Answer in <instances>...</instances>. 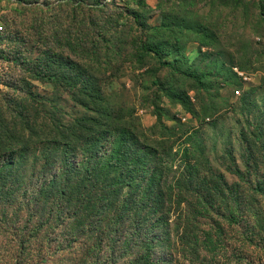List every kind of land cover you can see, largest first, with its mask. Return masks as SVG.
I'll return each instance as SVG.
<instances>
[{"label":"rangeland","instance_id":"374dc122","mask_svg":"<svg viewBox=\"0 0 264 264\" xmlns=\"http://www.w3.org/2000/svg\"><path fill=\"white\" fill-rule=\"evenodd\" d=\"M100 9L126 23L105 27L96 19L98 26H91L85 14L96 16ZM92 29L106 32L105 38L100 35V42ZM19 51L57 76L48 85L34 83L41 95L59 96L52 111L47 105L39 116L64 114L72 121L95 115L87 107L90 92L103 99L96 105L98 113L103 109L113 122L126 123L136 106L141 124L149 128L158 121L150 103L161 101L167 126L200 129L211 166L229 183L238 181L233 173L238 168L251 172L253 180L261 175L264 0H0V99L20 69L14 60ZM161 88L185 92L196 110L203 103L218 110L205 120L202 115L192 118ZM21 102L37 121L36 106L27 98ZM25 136L29 145L14 172L0 177L12 185L11 193L0 194V264H93L94 238L106 223L91 229L92 212L76 218L66 197L53 209L55 192L39 188V170L50 161L52 146L34 141L30 133ZM261 222L264 229V218ZM171 230L182 233L185 228L181 224Z\"/></svg>","mask_w":264,"mask_h":264},{"label":"trees","instance_id":"16d2710c","mask_svg":"<svg viewBox=\"0 0 264 264\" xmlns=\"http://www.w3.org/2000/svg\"><path fill=\"white\" fill-rule=\"evenodd\" d=\"M100 12L96 16L87 12L86 21L93 27L98 26L96 19L105 27L126 23ZM91 31L99 34L100 42V35L105 38L101 29ZM143 48L151 52L146 43ZM14 60L20 69L5 84L7 91L0 99V177L14 172L29 145L25 135L30 133L43 145L50 143V161L39 170V188L55 192L53 209L66 197L73 202L69 211L76 218L92 212L91 229L106 223L94 238L93 264H264V168L256 180L238 168L233 171L238 181L229 183L211 166L200 129L181 123L167 126L165 104L157 100L150 106L158 121L149 128L141 124L136 106L126 123L113 122L103 109L98 113L96 105L103 99L90 92L87 107L95 115L72 121L64 114L39 116L47 105L52 111L59 96L55 88L52 98L41 95L34 91V83L48 85L57 76L33 65L21 51ZM160 63L174 68L168 61ZM159 92L192 118L202 115L205 120L218 110L207 103L196 110L187 94L174 88ZM24 98L36 106L37 121L30 119ZM77 148L80 152H72ZM11 188L0 182V194L11 193ZM181 224L185 230L173 234L171 227Z\"/></svg>","mask_w":264,"mask_h":264},{"label":"built area","instance_id":"2783aa9c","mask_svg":"<svg viewBox=\"0 0 264 264\" xmlns=\"http://www.w3.org/2000/svg\"><path fill=\"white\" fill-rule=\"evenodd\" d=\"M235 95L239 96L240 95V92H236Z\"/></svg>","mask_w":264,"mask_h":264}]
</instances>
